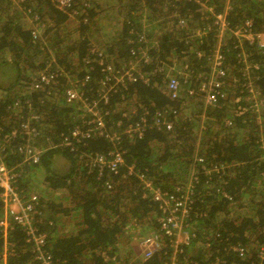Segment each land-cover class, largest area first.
<instances>
[{
  "label": "trees",
  "instance_id": "trees-1",
  "mask_svg": "<svg viewBox=\"0 0 264 264\" xmlns=\"http://www.w3.org/2000/svg\"><path fill=\"white\" fill-rule=\"evenodd\" d=\"M108 1L70 0L61 7L56 0H0V139L11 138L2 159L16 165L24 156L21 145L43 142L40 162L23 166L17 185L28 195H40L36 219L42 220L36 226L49 233L47 248L61 264H168L169 249L147 259L136 252L142 236L158 227L162 211L151 194L144 195L136 174H127L133 164L170 194L182 195L193 182L189 224L196 236L180 260L189 255L196 264H264V108H253L248 92L255 87L264 96V50L230 32L223 40L202 6L226 14L231 27L251 19L255 33H264V0ZM103 19L106 25L115 21L110 39L101 33ZM218 47L225 54L226 96L215 105L198 102L201 106L194 107L204 95L191 97L187 89L210 79V58ZM143 52L148 62L141 58ZM99 54L117 69L134 61L138 75L148 81L121 84L107 104L98 103L108 112L109 126L141 116L151 123L143 137L122 138L126 165L117 175L107 169L100 175L90 160L109 152L107 139L69 147L59 143L86 113L80 104L67 102L63 91L73 79L82 82L90 74L81 90L89 100L98 99L100 79L106 76L95 61ZM90 59L94 62L86 63ZM51 72L58 73L52 82L34 86ZM174 75L182 93L172 100L165 84ZM57 82L62 89L54 99L49 90ZM182 104L185 110L193 106L184 117ZM157 111H166L171 130L153 125ZM29 121L42 136L29 139L22 133ZM33 178L41 184L33 185ZM144 219L145 229H136ZM26 237L22 225L9 231L16 255L9 256L8 264H32ZM3 244L0 232V261Z\"/></svg>",
  "mask_w": 264,
  "mask_h": 264
},
{
  "label": "built area",
  "instance_id": "built-area-1",
  "mask_svg": "<svg viewBox=\"0 0 264 264\" xmlns=\"http://www.w3.org/2000/svg\"><path fill=\"white\" fill-rule=\"evenodd\" d=\"M17 1L18 0H14ZM61 7L70 5V0H56ZM202 6L209 9L212 17H214V27L217 29L219 36L224 33L230 32L232 36L238 38H246L251 43H256L262 50H264V33H255L254 24L251 19H246L244 24L237 26H230L227 21L226 14L215 12L212 7L206 6L202 3ZM231 8L229 5L227 9ZM206 9V10H207ZM208 11V10H207ZM183 21H181L182 23ZM205 32L197 31V34H204ZM220 45V44H219ZM99 59L95 60L97 64L102 67L103 72L106 73L99 82V89L97 91L98 99L89 100L87 96L81 90V85L91 81V76L86 75L82 82L79 79H73L71 86L66 91V101L69 103L80 104L81 108L86 112L70 131L69 134L63 136L60 139V145L74 146L77 143L82 144L88 139L102 137L107 139L111 144V149L107 153H96L91 155L90 160L94 167L99 169V174L102 175L103 169H107L109 173L119 174L120 167L126 165L125 154L121 148V141L123 137L130 139L141 138L151 127L149 118L140 117L139 120L129 121L123 124L122 121H117L115 125L109 126L106 121L107 111L100 108L98 103L104 100L107 104L110 101V96L113 92L118 90L122 85L126 86L129 82L137 81L139 78L143 81H147V78L143 74H139L137 65L134 61H129L121 69H117L114 65L105 62L102 55L99 54ZM200 56V55H199ZM141 58L144 61H149V56L143 52ZM211 59V77L210 79L201 82L198 86L190 87L187 89L189 96L194 97L197 93L204 95V100L209 105L217 104L220 97H225L224 86L226 87V70L223 68L225 54L221 47H218ZM91 64L93 60H87L86 63ZM91 67V65H90ZM186 64L183 71L185 74V80L187 82ZM52 74H42L39 81L34 86L36 88L41 87L43 84L52 82L57 76V72H51ZM148 82V81H147ZM191 83V82H190ZM250 86V85H248ZM169 97L172 100L179 99L182 93V84L180 79L174 75L171 76L165 84ZM248 92L251 94L250 100L253 101V108L257 110L264 108V96L260 94V91L255 87H249ZM171 112H175L171 110ZM125 113L124 115H126ZM88 115L89 117H86ZM165 111H157L156 119L153 120V125L165 126L171 130L173 122L167 118ZM33 118V116H32ZM227 125L232 126V121L228 120ZM15 133V132H14ZM29 139H33L34 136L41 135L38 132V128L34 123L28 122L23 124V132ZM16 134V133H15ZM42 136V135H41ZM6 135L0 139V197L3 203V218L0 219V232L4 237V246L2 251V257L5 260V264H8L9 256L16 255L15 244L8 241V233L16 225H22L27 235L24 243L30 247L31 263L32 264H61L60 261L55 260L54 255L47 248L49 244V233L41 231L36 226L42 219H36L39 209L38 204L40 201V195L36 193L26 194L23 190H20L17 185V180L21 174V170H24L23 166L29 164H38L40 162V154L42 153L41 145L24 146L21 145L18 149L24 156L20 162L16 165H8L2 157L7 151L6 148L11 145ZM46 143V141H44ZM52 140L50 141V144ZM47 144L49 141L47 140ZM18 147V145L16 146ZM4 152V153H3ZM6 155V153H5ZM264 159V157H263ZM200 160H203L202 158ZM218 170V169H216ZM135 165L128 166L127 174H136V176L142 181L144 188V195L151 194L155 202L159 204L161 209V215L157 219L156 232L153 231L149 235L142 236L139 240V247L144 259L150 258L158 252L171 250L168 257V264H196V260L189 255H185L183 261L180 260L181 254L184 252V248L190 247L194 242L195 232L190 228L189 219L193 202V182L190 181L185 188V192L182 195L170 194L163 191L152 180L148 179L144 174L139 173ZM108 188H112V185L107 183ZM36 219V220H35ZM237 250L241 255L245 253L243 247H237ZM264 253V247L262 248ZM180 255V256H179ZM7 261V262H6Z\"/></svg>",
  "mask_w": 264,
  "mask_h": 264
},
{
  "label": "rangeland",
  "instance_id": "rangeland-1",
  "mask_svg": "<svg viewBox=\"0 0 264 264\" xmlns=\"http://www.w3.org/2000/svg\"><path fill=\"white\" fill-rule=\"evenodd\" d=\"M14 1V0H13ZM112 1H114V0H109L108 1V3H111ZM16 2V1H15ZM15 4H18V3H15ZM227 6V5H226ZM205 8V7H204ZM205 9H207V8H205ZM208 11H210L209 9H207ZM204 12L206 11V10H203ZM206 14V13H205ZM206 17H210L209 15H207L206 14ZM28 21H29V19H28ZM106 23V21L103 19L102 21H101V24L100 25H102V26H104L103 24H105ZM115 23V21L114 20H112V21H110V25H106L105 24V26H104V28H100V30H102L101 31V33L103 32L104 33V36H107V38L108 39H110V37H113L114 36V34L112 33V31H111V24H114ZM70 24H72V23H70ZM210 30L212 31V29L210 28ZM207 33H208V31H207ZM219 37V36H218ZM229 37H231V36H229L227 33H224L223 35H222V39L223 40H227ZM263 41H264V39H263ZM219 42V44H221V41H217V43ZM200 75L201 76H203V75H205V74H201L200 73ZM238 80V79H237ZM239 81V80H238ZM242 83H240V84H238V92L239 93H241V92H243V89H242ZM62 89V87H61V84H60V82H57L56 84H55V87H53V88H51L50 90H49V94H51L52 96H53V98L54 99H58V94H59V92H60V90ZM63 96L65 97L64 99H66V95H65V90L63 91ZM193 102V101H192ZM198 102H201V103H204L205 105H206V102H205V100H196V101H194L193 102V106L194 107H197L198 105L199 106H201ZM193 106L190 108V107H188L187 106V108H186V110L184 109V104H182V107H181V110L183 109V111H181V113H180V115H182L181 117H184V114L185 113H189V112H191L192 111V108H193ZM191 110V111H190ZM180 115H178V117H180ZM177 117V118H178ZM43 144V142L42 141H38L37 142V146L38 145H42ZM8 154V152H6V155ZM176 177V176H175ZM175 177L173 178V179H175ZM41 180H42V178L43 177H39ZM37 179V178H36ZM35 178H33V185L34 184H37V185H40L41 183H40V181H38V179L36 180ZM181 180H179L178 181V183L179 184H181L182 183V181L180 182ZM177 183V184H178ZM31 184V185H32ZM157 219H158V217H157ZM144 221H146V219H144L143 220V223H142V225H141V227L140 226H138L139 228H136V229H145V225L147 224V223H145ZM153 222H151V224H152ZM149 225V227L148 228H150V227H152V225ZM156 224V223H155ZM136 225H139V224H136ZM128 229H130L131 230V232H132V228H128ZM151 231H157L156 230V228L154 227ZM145 236V235H144ZM136 242H137V240H135L134 239V244L136 245ZM140 245V244H139ZM137 247H138V245H137ZM165 259H167V257H165ZM5 261V260H4ZM7 262V261H6Z\"/></svg>",
  "mask_w": 264,
  "mask_h": 264
},
{
  "label": "crops",
  "instance_id": "crops-1",
  "mask_svg": "<svg viewBox=\"0 0 264 264\" xmlns=\"http://www.w3.org/2000/svg\"><path fill=\"white\" fill-rule=\"evenodd\" d=\"M143 236H144V235H143ZM137 245H138V247L136 248V252L139 253V254L142 256V254H141V249H140V247H139V241H138ZM3 246H4V244H3ZM2 251H3V248H2V250H1V256H2ZM0 264H5V261H4L3 258H1Z\"/></svg>",
  "mask_w": 264,
  "mask_h": 264
}]
</instances>
